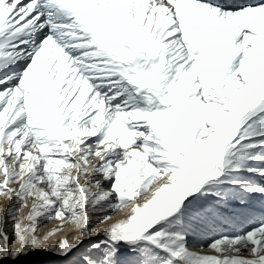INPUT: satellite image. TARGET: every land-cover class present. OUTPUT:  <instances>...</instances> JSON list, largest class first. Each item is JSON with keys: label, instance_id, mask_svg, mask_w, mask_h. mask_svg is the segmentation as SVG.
<instances>
[{"label": "rangeland", "instance_id": "obj_1", "mask_svg": "<svg viewBox=\"0 0 264 264\" xmlns=\"http://www.w3.org/2000/svg\"><path fill=\"white\" fill-rule=\"evenodd\" d=\"M195 12L177 9L163 24L141 19L156 55L128 62L118 51L113 60L126 73L110 59L79 82L65 80L69 67L52 77L44 66L22 75L24 87L0 106V264H264V233L243 229L261 216L264 177L242 171L262 142L264 114L245 115L254 101L262 105L264 86L242 97L236 75L244 61L264 69V37L242 30L227 48L219 40L238 25L212 26L208 11ZM204 30L210 40L201 46ZM166 39L173 43L164 47ZM187 67L194 81L176 95ZM195 151L205 158L199 169Z\"/></svg>", "mask_w": 264, "mask_h": 264}, {"label": "bare ground", "instance_id": "obj_2", "mask_svg": "<svg viewBox=\"0 0 264 264\" xmlns=\"http://www.w3.org/2000/svg\"><path fill=\"white\" fill-rule=\"evenodd\" d=\"M62 1L63 0H0V13H3L5 14V16L7 15L10 17V20L5 19L4 17V21L1 20L2 18H0V106L4 105L7 102V100H9L8 98L10 96L12 97V95L16 93L15 91L18 88L21 89L22 87H24L22 86L23 83L25 82L24 77H26V75L30 71H31L30 75H32L34 73H37V70H41L43 66L46 67L47 70L49 69V75L51 77L53 75L57 76L58 73L59 75L60 73L63 74L62 71L65 68L69 67L68 69H66L67 73H65L66 74L65 80H67L69 83L70 80L75 82L81 78H84L82 76L85 75V72H88L89 74L90 72L97 71L98 73V71H100L101 65L105 64V62L110 63L109 61L110 59L113 60L117 58V55L115 54L118 51H121L122 56H124L123 59H125L128 62H132L135 58L138 61L139 60L148 61L149 60L148 55L150 56L156 55L157 48H156V45L153 44L154 42L152 43L151 38L148 35L147 28L141 24L142 22L141 19L142 20L144 19L145 22L148 24L154 21L153 20L154 18H158L159 23L163 24L162 19L169 17L170 14L169 15L167 14L174 13V11L177 9L184 10V11L188 10V12L189 10L191 11L196 10L195 12L196 14L200 12L205 13L206 11H208V15L211 14L212 17L210 15L209 17L211 20L207 19V22L209 21V24L211 25L215 23V21H219V24L221 23L223 25L225 24L235 25L236 23L238 27L231 32L232 34H227L225 35V37L223 36L222 39L219 40L227 48L230 47L229 41L232 43L238 42L240 39L244 37V35L242 34V30L247 31V32L250 31L255 34L258 33V35H261L264 37V5H262L264 0H233L231 2H226L224 0H77L79 2V6L73 14H68L64 12L62 8ZM255 6H259V7L257 9H254L253 7ZM239 8H241L243 12L237 13V9ZM4 10H6L5 13H4ZM251 11H255L256 15L254 18H251L249 14ZM123 12L126 18H124L125 16L123 17ZM155 15L157 16L154 17ZM208 15L206 16L204 15V16L207 17ZM257 17L258 19H256ZM212 20L213 22L211 23ZM124 21H125V24H123ZM207 22H206V26L208 24ZM154 23L157 24L158 22H154ZM165 24L166 23H164V25ZM166 26L167 25H165L163 28L165 29ZM9 27H11L12 32L8 30ZM154 32H156L155 29H154ZM157 34H159V32ZM204 34L205 36L202 39L200 40L197 39L199 42L201 41L200 43L201 46L205 45V43L207 42L206 39H208V35H206L207 34L206 30H204ZM44 36H47V39L44 40V42L42 41L41 43H39L38 39H42V37ZM164 37L163 39L166 38ZM166 41L167 42L165 44H163L161 41L164 47L165 45L173 43L172 39L171 40L166 39ZM214 43L216 42L214 41ZM163 45H161V47ZM158 46L159 45H157V47ZM56 49H59V51L62 53L61 59L49 57L51 52H53L54 50L56 51ZM46 56L48 57L45 58ZM122 56H119L118 58L120 57L122 58ZM77 57H80V61L82 63L77 64V66L72 67L71 65L73 64L71 62L73 61L74 63V60ZM119 60L122 61V59H119ZM119 60H117V62L120 63ZM29 61H30V65L25 70L21 71V68H16L20 64L28 63ZM41 61H45V62L40 63ZM78 61L79 60H77L76 62ZM43 63L45 65H43ZM112 63H115V66L116 65L119 66V64L114 62V60ZM246 63L247 62L244 61L245 65L243 69L241 71L237 70L236 72L238 82L243 86L245 90L241 94L242 97H245L248 91H251V90L253 91V89H255V86H258V87L264 86V81H262L259 78L264 73V69L262 68V65L258 64L256 67H251V66H247ZM138 64H142V63H138ZM70 66L72 68H70ZM138 66L140 67V65ZM119 67L121 69L122 74L126 73L124 72V67H121V66ZM102 68H105V67H102ZM115 68L118 69V67H115ZM244 68H247V69H244ZM108 69L109 67L107 68V70ZM129 69L130 68L128 67L127 70ZM187 69H188L187 71H185L186 69L184 70V73H186L185 75L187 76L189 75L188 76L189 78L187 76H185V78L183 77L184 75L182 71L183 69L178 74V77H176V81L174 83V93H176V95L182 90L184 92L185 91L184 86L186 85L189 87L190 85H192L194 81V78L190 77L191 74H189L190 68L187 67ZM110 70L112 71V73H114V75L117 74V72L116 73L113 72V68ZM131 70L133 71L134 69H131ZM101 71H104V70H101ZM138 71H139V68L136 72ZM145 73H146V69H145ZM23 74H24V77L22 78ZM44 74L46 73H43V75ZM101 74H97V75L101 77ZM108 74L110 75V73ZM199 74H202V73L200 72ZM112 75L113 74H111L110 76ZM105 76H107V73ZM119 77L121 79L122 76H119ZM90 78L92 79L93 77H90ZM56 79H58V77ZM120 79H117V80H120ZM113 80L115 81L116 79H113ZM82 82L84 83V80ZM105 82L104 83L102 82V83L106 84ZM65 83L67 84V82ZM76 83L75 84L73 83V85H76ZM119 84H121L120 81H119ZM68 85L69 84H67V86ZM64 86L66 87V85ZM100 88H101V85H100ZM95 90H96V87H95ZM93 93H95V91ZM254 99H255V96H254ZM260 99L263 100V103H261L262 105H257L256 104L257 100L255 99L256 101H254V103L252 104V107L251 106L249 107L250 109L248 113L245 115L246 116L245 121L253 119L258 114H264V96H262ZM248 105H250V102L248 103ZM244 114H241V116ZM141 115H143L142 112H141ZM239 117L240 115H235L232 121L233 122L232 126L233 128H235V134L237 133L241 125V124H238ZM104 121L106 122L105 119ZM258 124H260V121L259 123H257V125ZM261 141H262L261 143L263 144L261 143L258 144V146L256 147V148H259L257 153H255V155H252L253 152L252 153L250 152L251 155L248 156V158L247 157L245 158L247 159L246 161L249 163L256 164L257 162V165H255V167L258 169L252 171L250 164H247V162H246L245 167L242 169V171L244 172L253 173V181H255L258 175H260L261 177H264V166L260 167L259 165L261 163L258 162V161H261L262 159L264 162V134L262 135ZM191 161L193 162L192 165L194 166L195 169H199L203 165V163L205 164L204 156L198 151L194 152L193 159ZM255 167L253 168L252 166L253 169H256ZM222 171L220 170L219 175H221ZM110 179L111 177H108L106 178V180L104 179L103 180L105 183H109ZM240 193L243 196L246 195L244 191ZM194 194H197V193L194 191L192 195ZM253 196L261 197L262 194L258 191L256 192V194L252 195V197ZM151 197L152 195L149 196L148 198H151ZM260 213H261V216H259L255 222L250 223L251 222L250 220V222L246 226H244L243 229H246V228L250 229L251 226H254L257 230H260L261 233H264V200L262 204V210L260 211ZM85 221L83 222L85 223ZM195 235L197 236V233H195ZM215 235L212 234V237H214ZM7 237H10V234ZM58 242H62L64 244L63 249H66L70 245L65 242L64 238ZM152 246L155 247V245H152ZM130 247L132 246L126 245V248L128 249H125V248L123 249L125 251L126 250L128 251L132 249ZM157 249H159V247Z\"/></svg>", "mask_w": 264, "mask_h": 264}]
</instances>
